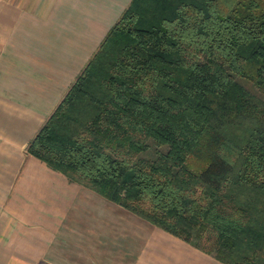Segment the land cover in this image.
<instances>
[{"label": "trees", "instance_id": "obj_1", "mask_svg": "<svg viewBox=\"0 0 264 264\" xmlns=\"http://www.w3.org/2000/svg\"><path fill=\"white\" fill-rule=\"evenodd\" d=\"M27 151L225 264H264V0H131Z\"/></svg>", "mask_w": 264, "mask_h": 264}, {"label": "crops", "instance_id": "obj_2", "mask_svg": "<svg viewBox=\"0 0 264 264\" xmlns=\"http://www.w3.org/2000/svg\"><path fill=\"white\" fill-rule=\"evenodd\" d=\"M131 0H0V264H225L27 151Z\"/></svg>", "mask_w": 264, "mask_h": 264}, {"label": "rangeland", "instance_id": "obj_3", "mask_svg": "<svg viewBox=\"0 0 264 264\" xmlns=\"http://www.w3.org/2000/svg\"><path fill=\"white\" fill-rule=\"evenodd\" d=\"M237 81L242 84L244 87H246L248 90L252 91L253 93L258 94L257 89L255 88V86L248 81L247 79L243 78V77H236Z\"/></svg>", "mask_w": 264, "mask_h": 264}]
</instances>
